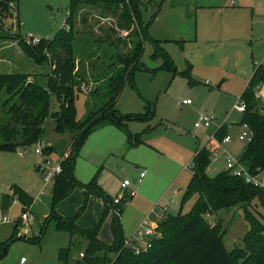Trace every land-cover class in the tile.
<instances>
[{
    "label": "rangeland",
    "instance_id": "rangeland-1",
    "mask_svg": "<svg viewBox=\"0 0 264 264\" xmlns=\"http://www.w3.org/2000/svg\"><path fill=\"white\" fill-rule=\"evenodd\" d=\"M139 1L144 22L158 9L155 20L148 28V35L159 41L172 59L176 71L162 67V55L152 57L154 46L146 38L143 41L140 67L133 71L134 85L126 82L115 104V109L122 114L143 113L147 103L154 109V116L145 121L127 122L129 131L138 133L142 143L130 145L125 129L103 122L85 139L74 166V177L79 184H86L97 175L98 185L112 198L122 194L120 182L123 179L137 184L139 172L146 170L138 183L136 195L123 204L120 215L123 235L132 238L134 243H138L140 226L148 217L159 216L162 212L166 215L190 210L196 195L182 206L180 202L192 175L193 156L196 148L210 138L216 126L225 121L229 124L233 140L227 145L228 150L234 156L240 155L246 142L237 140V134L243 130V126L239 124L240 112L233 110L232 105L250 79L253 66L264 63V42L254 39L255 31L247 12L222 14V10L213 14L209 9L195 10L193 0ZM69 2L17 0L10 8L11 17L0 14V73L25 74L46 86L52 63L46 61L35 64L25 54L19 40L28 33L40 39H51L65 24ZM216 8L212 7V12ZM116 21V15L105 10L101 4L78 5L74 16L75 46L78 48L77 58L83 59L84 63L82 68L76 61L77 71L101 69L100 60L89 55L92 50L99 55L106 49L112 52L118 50L121 54L128 52L133 39L124 36ZM257 33L264 34V25L259 27ZM91 36L101 39V47H96L95 41L86 44L88 39V42L94 40ZM110 42L113 45H106ZM114 60L107 56L106 64L102 67L107 70L111 68L112 71L115 66L110 64ZM188 64L191 67L186 71ZM94 84L97 85L92 81L81 84V93L75 99L77 119H83L90 108L95 110L99 106L96 101L89 109L85 105L86 94ZM99 84L103 93V81ZM259 84L255 95L260 111L264 112V82ZM183 99H190V103H182ZM57 109V103L54 102L51 110ZM201 113L214 115L210 127L194 126ZM54 126L55 120L49 115L43 124L39 144L41 153L35 151L37 143L16 150H0V218L4 216L7 219L0 222V264H19L21 257L26 260L23 264H60L57 250L69 243V233L57 230L55 218H48L52 187L44 184L43 174L38 167L44 159L47 165H52L70 153L75 132L58 133ZM44 148H48V151L43 152ZM19 149H23L22 154L18 152ZM221 162L223 160L218 157L213 161L212 166L207 168L209 176L218 173L220 168L216 165ZM259 180L264 183V173L259 176ZM79 184L70 195L55 205L53 215L75 217L76 224L90 227L101 218L104 201L97 195H90L82 207L84 199ZM12 185L24 189L33 201L29 206L30 213L25 216L27 219L21 220L19 224V233L10 239L15 220L25 212L16 198L6 209L1 208L2 195L10 192ZM111 217L112 213L109 212L103 218L98 232L99 238L106 244L113 240ZM206 218L209 224H214L215 219L220 218L225 230L222 241L227 250L242 246V236L248 224L241 208L231 207L217 216ZM74 237L80 242L71 252L70 264H76L74 262L80 258L86 244L79 234Z\"/></svg>",
    "mask_w": 264,
    "mask_h": 264
},
{
    "label": "trees",
    "instance_id": "trees-1",
    "mask_svg": "<svg viewBox=\"0 0 264 264\" xmlns=\"http://www.w3.org/2000/svg\"><path fill=\"white\" fill-rule=\"evenodd\" d=\"M16 1L0 0V14H12L10 8ZM80 3L103 5L105 10L116 15L117 27L122 29L124 36L133 39L132 46L123 54L118 50L112 52L106 49L105 53L102 51L103 54L99 55L92 50L89 55L101 62V69L97 71L75 69L76 61H79L82 68L84 63L83 59L77 58L78 48L75 46L77 38L74 16ZM141 5L139 0H70L65 24L51 39L41 38L35 45L28 44L24 39L19 40L25 54L35 64L49 61L52 68L47 74L46 86L40 85L36 78H29L25 74L0 73V108L3 111L0 115V150H16L18 147L40 141L44 121L49 115L55 120L56 132H75L70 153L62 159V169L54 179L48 215V218H55L57 230L66 231L70 235L68 245L58 249L57 259L60 264H70L71 252L79 246L77 239L73 238L75 234L86 240L82 255L74 262L76 264H106L109 261H113V264H264V186L246 183L242 177H236L226 169L214 176L207 173L213 153L219 148V142L228 134L226 123L214 130L215 139H208L195 150L192 175L180 202L182 206L190 197L196 195L192 207L186 213L179 210L176 214H166L157 224L155 236L150 240L151 246L139 254L124 246L125 237L120 219L123 204L131 197L124 195L114 202V198L107 195L98 185L97 175L86 184H79L74 177L75 160L80 147L88 135L103 122L125 129L130 145L142 143L138 133L129 131L127 122L145 121L154 116V109L147 103V109L143 113L122 114L115 109V104L124 84L128 82L134 85L133 71L140 67L143 41L146 38H149L154 46L152 57L162 55V67L176 71L172 59L160 46L159 41L148 35V28L158 9L144 22ZM91 38L94 40L88 42V39L86 44L95 41L96 47H101V39L92 36ZM110 44L113 45L112 42L106 45ZM107 56L109 59H115V63L113 61L110 64L115 66L112 71L109 64L108 70L102 67L106 64ZM190 67L188 64L186 71H189ZM187 76L191 81L190 75ZM91 81L97 85L94 84L87 92L85 105L89 109L96 101L99 106L95 110L90 108L83 119H77L75 99L78 93H81V84ZM100 81H103V93ZM260 82H264V64L255 65L251 78L240 94V98L246 102V108L241 113L239 124L248 126L252 138L242 147L238 157L252 176L264 173V112L260 111L255 95V88ZM54 102L57 103L58 109L52 111ZM47 151L48 148L43 149V152ZM77 184L82 187V207L90 195H97L104 201L101 218L90 227L76 224L75 217L53 215L55 205L68 196ZM14 198L23 205L24 210L28 209L33 201L24 189L12 185L10 192L2 195L1 208L6 209ZM236 206L241 208L248 229L242 236V246L227 250L222 241L225 230L220 218H216L211 225L205 215L217 216L221 211ZM109 212L112 213L110 230L113 240L106 244L98 237V232L103 218ZM18 224L17 220L10 239L18 233Z\"/></svg>",
    "mask_w": 264,
    "mask_h": 264
},
{
    "label": "built area",
    "instance_id": "built-area-1",
    "mask_svg": "<svg viewBox=\"0 0 264 264\" xmlns=\"http://www.w3.org/2000/svg\"><path fill=\"white\" fill-rule=\"evenodd\" d=\"M10 4L13 5V3H10ZM23 39L28 44H32V45H35L40 41V38L34 37L31 33H28L27 35L23 36ZM182 103H190V99H183ZM245 108H246V102L240 97L232 105V109L240 113L244 112ZM214 119L215 117L213 114L201 113L198 115L196 121L194 122V126L210 127ZM242 126H243V130L237 134V140L248 142L252 138V132L250 131V129L248 128L246 124H242ZM213 134L214 133L210 135L209 139H215ZM231 141H232V136L230 134H226L223 137V139L219 142V148L222 147V159L224 162L225 169L228 170L232 175L236 177H242L246 183H252L256 186L258 185L264 186V183L259 180V176H252L247 171L246 167L240 162L239 157L234 156L232 152L229 151L225 147V145L229 144ZM36 143L38 144V147L35 149V151L37 153H41V149L39 148L40 141ZM18 152L22 154L23 149H19ZM64 157L65 156L60 157L59 160H57L52 165H47V162L44 159L43 163L38 166L43 174V182L49 188L53 186L55 176L58 173H60L62 169L61 162ZM145 172H146L145 169L139 172V178L137 179V184L131 183L128 179H123L120 182L122 194L120 196L115 197L114 202H117L118 199L124 195H126L127 197L135 196L137 193V189H138V183L141 182V178L145 175ZM159 216L163 218L165 216V213L162 212L160 213ZM205 216H209V215L206 214ZM0 220H1L0 222H5L7 219L3 216L0 218ZM210 224L212 225L213 223H210ZM156 227L157 225H153L148 221H144L139 229L138 238L139 236H141V238L140 239L137 238L138 243L132 242L133 241L132 238L131 239L125 238L124 246H126L128 249H130L135 254H139L141 252L146 251L151 246L150 240L152 237L155 236ZM24 261L25 259L22 257L19 263L23 264ZM106 264H113V261H109Z\"/></svg>",
    "mask_w": 264,
    "mask_h": 264
},
{
    "label": "crops",
    "instance_id": "crops-1",
    "mask_svg": "<svg viewBox=\"0 0 264 264\" xmlns=\"http://www.w3.org/2000/svg\"><path fill=\"white\" fill-rule=\"evenodd\" d=\"M237 1V2H236ZM193 0V2H195V6H193V8L196 10H205V9H209V12L210 13H213V14H216V13H219L221 12L222 10V14L224 13H235V15L237 14H241V13H248V18L252 24V28L253 30L255 31V35H254V39L256 41H260L261 43L264 42V34H259L257 33L259 27L261 25H264V0ZM221 2V4H220ZM189 5V4H188ZM190 6V5H189ZM214 8V7H217L215 9L214 12H212V9L211 8ZM156 18V17H155ZM155 20V19H154ZM259 64H264V63H259ZM258 65V64H257ZM254 68H255V65L253 66V69H252V74L254 72ZM252 76V75H251ZM251 78V77H250ZM249 81V80H248ZM247 84V83H246ZM260 85V84H259ZM256 86V88L259 87ZM246 86V85H245ZM256 88H255V94L256 93ZM263 91V90H262ZM241 114V113H240ZM241 117V116H240ZM223 123H226L227 124V127H228V134H230L229 132V124L225 121ZM223 123H221L220 125H222ZM219 125V126H220ZM219 126H216L215 127V130L216 128H218ZM233 140V138H232ZM207 142V140L205 141V143ZM204 143V144H205ZM229 144H226L225 147L228 149V146ZM242 150V149H241ZM50 153H54V151H51ZM214 156V157H213ZM220 158L221 160L222 159V147L221 148H218L212 155V158H211V162L209 164L208 167H211L212 166V163L214 160H216V158ZM238 157V156H236ZM218 168H220L218 170V172H220L221 170H224L225 167H224V162H221V164L219 165H216ZM207 167V168H208ZM145 176V175H144ZM72 192V191H71ZM70 195V194H69ZM117 197V196H116ZM12 203V201H11ZM11 205V204H10ZM9 205V206H10ZM27 213H30L29 212V208L25 210L24 214L21 216V218L17 219L19 224L21 223V220H25L27 219L25 216L27 215ZM210 216V215H209ZM208 216V217H209ZM160 216H152L151 217H148L147 221L150 222L151 224L153 225H157L158 222L161 220ZM207 219V218H206ZM15 220V222L17 221ZM18 224V233H19V229H20V226ZM99 237V236H98ZM75 238V237H73ZM126 238V237H125ZM138 238V237H137ZM141 236H139L138 239H140ZM77 239V238H75ZM101 239V238H100ZM102 240V239H101ZM79 241V240H77ZM80 242V241H79ZM86 244L83 246V248H85ZM60 248V247H59ZM58 248V249H59ZM82 252V251H81ZM57 254H58V250H57ZM22 258V257H21ZM20 258V259H21ZM26 262V260L24 261V263ZM20 264V263H19Z\"/></svg>",
    "mask_w": 264,
    "mask_h": 264
},
{
    "label": "water",
    "instance_id": "water-1",
    "mask_svg": "<svg viewBox=\"0 0 264 264\" xmlns=\"http://www.w3.org/2000/svg\"><path fill=\"white\" fill-rule=\"evenodd\" d=\"M9 16L11 17L12 15L10 14Z\"/></svg>",
    "mask_w": 264,
    "mask_h": 264
}]
</instances>
